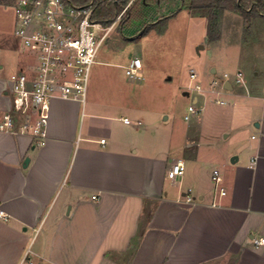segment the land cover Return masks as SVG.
Masks as SVG:
<instances>
[{
	"label": "crops",
	"instance_id": "obj_1",
	"mask_svg": "<svg viewBox=\"0 0 264 264\" xmlns=\"http://www.w3.org/2000/svg\"><path fill=\"white\" fill-rule=\"evenodd\" d=\"M183 13L209 56L223 50L226 67L213 66L200 80L241 72L244 84L194 93L195 138L174 141L171 131L154 134L152 110L138 103L143 81L124 74L141 54L96 60L123 73L110 88L90 80L83 106L52 101L44 146L0 132V209L8 216L0 220V264H18L26 251L34 264H264V246L251 242L264 238V75L243 49L254 21L245 39L242 17L225 10L220 39L209 42L205 17L181 8L167 22ZM22 58L14 67L0 60V118L12 110L10 76L27 66ZM210 94L220 107L207 109ZM177 161L184 173L171 181L166 173Z\"/></svg>",
	"mask_w": 264,
	"mask_h": 264
},
{
	"label": "built area",
	"instance_id": "obj_2",
	"mask_svg": "<svg viewBox=\"0 0 264 264\" xmlns=\"http://www.w3.org/2000/svg\"><path fill=\"white\" fill-rule=\"evenodd\" d=\"M91 17L90 5L81 8L69 0H15L14 33L21 49L33 62L10 76L14 102L12 110L0 118L1 133L28 136L36 147H42L48 138L52 101L85 104L97 54L120 19L118 16L110 26H104ZM142 68L141 60L135 57L124 66V74L132 81L141 82L144 81ZM197 78L195 71L190 69L189 81L193 83ZM225 83L230 86L244 84L243 74L221 73L210 81L208 91L217 94L225 89ZM188 90L198 94L203 92L199 84L191 85ZM215 102L223 104L219 100ZM200 111L195 104L189 105L184 119L188 121ZM124 122L128 123V120L124 119ZM184 169V164L177 161L170 166L166 177L173 181L184 173ZM212 180L218 187L222 181L218 171L213 172ZM218 189L220 195L225 194L222 188ZM191 201L192 197L186 196V202ZM0 220H8L1 209ZM251 242L255 247L264 246V238H253ZM18 264H34L29 251Z\"/></svg>",
	"mask_w": 264,
	"mask_h": 264
},
{
	"label": "rangeland",
	"instance_id": "obj_3",
	"mask_svg": "<svg viewBox=\"0 0 264 264\" xmlns=\"http://www.w3.org/2000/svg\"><path fill=\"white\" fill-rule=\"evenodd\" d=\"M0 4V60L11 63L14 67L19 63V58L23 54L25 58L22 59L25 63L27 61L26 65H28L33 62V59L21 49L19 39L14 34L15 0H0ZM180 6V0H158L147 7L143 6V8L140 4L134 6L122 26L120 27L118 22L111 30L96 58L100 61L121 63L122 60L133 56L135 53L141 54L142 72L145 80L142 84V95L138 103L149 111L152 110L156 129H158L154 131V134L156 135L161 131H171L174 141L186 135L195 138L190 126L198 119L191 118V121L184 119L194 94L188 90L189 87L199 84L205 89L204 87L211 80L208 83L202 82L200 74L203 71L208 73L213 66L217 68L218 72L221 66L226 67L225 62L220 61L224 57L223 50L221 49V53L209 56L207 48L203 49L201 48L202 44H198L202 33L199 28L190 31L188 17L184 13L177 19L162 24V27L158 25L147 34L142 33L147 24L156 18L155 16H165ZM256 19L250 22L251 24L254 21L252 37L248 38L249 41L243 49L244 55L256 63V70L263 76L264 20ZM250 24H248L246 31L243 21V38L245 39H247ZM190 69H193L198 76L193 83L189 81ZM121 72L114 66L95 65L92 67L90 80L96 81L98 88H110V82H114L119 76L117 74ZM90 80L87 99H90ZM184 92L188 95H184ZM100 96L96 91L93 99L98 101ZM210 98L212 101L207 103L208 110L216 105L214 103L215 96L210 94ZM207 119L205 120L206 124L209 121ZM141 122L145 127L146 122Z\"/></svg>",
	"mask_w": 264,
	"mask_h": 264
},
{
	"label": "trees",
	"instance_id": "obj_4",
	"mask_svg": "<svg viewBox=\"0 0 264 264\" xmlns=\"http://www.w3.org/2000/svg\"><path fill=\"white\" fill-rule=\"evenodd\" d=\"M78 7H92V19L104 26L111 25L120 16L119 26L129 17L131 9L140 4L149 6L158 0H69ZM181 6L165 16H159L153 23L147 24L144 32L152 26L166 23L186 8L192 16L205 17L207 20L206 36L209 42L220 39V20L225 10L242 17L245 29L255 18H264V0H180ZM143 12V10H142Z\"/></svg>",
	"mask_w": 264,
	"mask_h": 264
},
{
	"label": "water",
	"instance_id": "obj_5",
	"mask_svg": "<svg viewBox=\"0 0 264 264\" xmlns=\"http://www.w3.org/2000/svg\"><path fill=\"white\" fill-rule=\"evenodd\" d=\"M201 48H202V47H201ZM224 87H225V89H230V88H231V86H230L229 83H225V84H224ZM184 94L187 95L188 93L185 92ZM26 162H27V160H26Z\"/></svg>",
	"mask_w": 264,
	"mask_h": 264
}]
</instances>
